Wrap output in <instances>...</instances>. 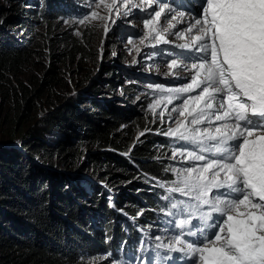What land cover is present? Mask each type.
<instances>
[{"label": "snow or ice", "instance_id": "obj_1", "mask_svg": "<svg viewBox=\"0 0 264 264\" xmlns=\"http://www.w3.org/2000/svg\"><path fill=\"white\" fill-rule=\"evenodd\" d=\"M94 2L118 15L140 7L133 0ZM141 2L152 8L157 0ZM189 4L195 7V15L188 13L194 22L174 34L185 41L177 47L189 50L193 62L189 68L173 59L169 69L183 66L191 73L190 82L175 88L156 85L155 90L167 95L150 108L155 112L161 103L166 107L184 97L171 109L178 113L176 127L163 135L185 142L170 158L180 157L191 166L166 169L175 176L163 197L165 215L173 217L164 230L172 236L167 242L155 237L156 259L145 264H264V0ZM183 6L159 4V10L143 20L141 43L169 44L167 34L186 13L171 16L163 30L162 17ZM90 17L107 19L96 11ZM90 17L84 14L79 24ZM159 115L163 118L165 113ZM173 194L186 199L176 200Z\"/></svg>", "mask_w": 264, "mask_h": 264}, {"label": "rangeland", "instance_id": "obj_2", "mask_svg": "<svg viewBox=\"0 0 264 264\" xmlns=\"http://www.w3.org/2000/svg\"><path fill=\"white\" fill-rule=\"evenodd\" d=\"M138 1L141 0H133V3L139 5ZM120 2L121 0H118V3ZM42 3L45 4V18L38 16V10L42 7ZM157 3L156 5H158ZM165 3L173 5L170 2ZM181 3L184 6L177 10H183L188 1ZM51 7L52 10H50ZM141 8L145 10L141 11ZM156 10L159 8L155 4L152 8L140 5V7L131 8L127 15H118L115 10L109 13L103 6L97 8L94 0H0L1 20H13L20 15V11L28 12L26 14L27 24L23 22H20V25L10 23L5 27V31L16 38L29 39L32 46L30 63L22 67L18 73L11 75L8 84L24 83L30 92L36 91L37 95L43 94V97L37 100H35V96L32 97V106L20 118L15 116V111L12 108H9V102L0 97V146H18L20 139L18 133L40 127L43 118L55 104L75 98L78 107L87 108L88 113L93 110L96 103H100L104 110L96 109L94 112H107L109 115L105 117L108 120L112 119L107 110H116L117 108L128 113L129 116H126L123 123L116 127L112 135L124 148L123 151H119L120 157L128 159L134 146L140 145L141 138L149 133L155 139V144L149 150L153 154L152 156L166 162V169L191 166L180 157L170 158L172 151L185 142L163 135L169 127H176L178 113H171V109L181 104L184 97L174 100L166 107L164 103H161L155 108V112L150 108V105H153L155 101L167 95V93L155 90L156 85L175 88L190 82L191 73L183 66L169 69L171 60L176 59L178 62H183V65H188L189 68L193 62L189 50L177 47L183 41L172 38L171 33L167 34L169 44H158L156 47H152L153 41L146 40L145 43H141V39L144 37L143 20L151 18ZM92 11H96L99 16L107 17V19L92 20L90 17ZM121 11L125 10L121 9ZM84 14H89L90 20L81 25L79 19H82ZM171 16L172 13H168L162 17L161 30L168 27ZM185 17L189 24L190 16L185 15ZM65 20L69 22L65 23ZM182 25L181 23L177 24L176 29L172 31L184 29ZM105 27L109 29L107 33L104 31ZM63 33H68L72 38H76L80 47L85 48L87 52L84 55L80 54L70 58L67 55V44L62 40ZM51 37L53 38L51 39ZM129 40L132 43H129ZM51 54L56 57L51 58ZM106 67L112 68V70L104 71L103 68ZM113 71L117 72L116 77L112 74ZM42 81L45 84H42ZM93 84L99 94L90 91ZM198 91L192 94L195 95ZM161 112L165 113L163 118L159 115ZM169 114L172 119L168 118ZM148 122H150L148 127L153 128L142 131ZM140 123L143 126H140ZM71 132L73 133H70V137L65 139V143H68L60 153L57 152L59 148L55 145L58 143L52 141L45 145L46 151L44 152L54 155L52 158L53 169L50 168L49 174L56 178L69 177L66 180H70L74 186L83 189V191L86 189L89 193L96 194L98 198L104 197L110 206L115 201H120V208L114 209L116 215L127 218L126 220L131 225L128 228L139 235L155 241L156 236H161L165 242L170 240L172 235L164 230L166 222L170 220V217L165 215L166 210L159 208L155 209L154 213L146 212L149 210L147 203L142 196L138 195L137 190L129 187L127 180L121 178L120 169L113 164L110 167L95 165L94 154L99 153L100 148L91 140H79L72 135L75 134L73 129ZM141 133L143 135H140ZM188 147L192 149L194 146L188 145ZM37 151L31 150L26 155H30L35 163L44 167L47 164L46 160L42 158L44 152L37 154ZM166 173L168 179L171 181L175 179L171 171H166ZM160 185L161 183H158L157 186L166 192L167 185L164 188ZM129 194L140 202H129L124 198ZM87 198L91 197L87 196ZM172 198L186 199L178 194H173ZM162 201L166 202L165 199ZM89 202L91 203V200H88L86 204L88 207ZM123 208L134 210V218L125 214ZM145 214L146 216H144ZM147 216H150L151 219L154 217V220L150 219L145 223L139 222V219ZM89 219L93 226H100V220L94 219L92 215L89 216ZM115 255V253L86 255L77 264H136L133 261H120ZM2 262L0 261V264Z\"/></svg>", "mask_w": 264, "mask_h": 264}, {"label": "trees", "instance_id": "obj_3", "mask_svg": "<svg viewBox=\"0 0 264 264\" xmlns=\"http://www.w3.org/2000/svg\"><path fill=\"white\" fill-rule=\"evenodd\" d=\"M44 6L42 3L38 10L41 18H45ZM52 9L51 7L50 10ZM27 13L20 11V15L13 20L0 19V97L9 102V108L15 111L18 118L29 111L33 96L35 100L43 97V94L37 95L36 91L30 92L24 83L8 84L11 75L30 63L32 46L27 38L9 35L5 27L10 23L27 24ZM62 40L67 44V55L70 58L87 52L68 33H63ZM50 56L56 57L54 54ZM103 69L108 72L112 70L108 67ZM112 74L115 77L118 75L115 71ZM42 84L45 82L42 81ZM90 91L99 94L94 84ZM74 99L69 98L55 104L43 118L40 127L18 133V146H0L2 264H77L86 255L99 253H115L120 258L130 253L136 255L133 248L144 236L128 228L131 225L127 218L116 215L114 209L120 208V201H115L110 206L104 197L98 198L96 194L74 186L70 180H66L69 177L56 178L49 174L50 168L53 169L54 155L44 152L45 145L52 141L58 143L55 145L60 153L68 143H65V139L73 133L71 129L75 132L72 135L79 140H91L100 148L99 153L94 154L95 165L110 167L113 164L120 169L121 178L127 180L129 187L137 190L138 195L147 203L149 210L146 212L154 213L159 208L165 210L167 201L162 199L167 193L157 185L161 183L169 186L171 180L167 178L166 162L152 156L149 150L155 144L154 136L147 133L141 138L142 143L134 146L128 159L120 157L119 153L124 148L112 135L116 127L129 116L128 113L117 108L107 110L112 119L108 120L105 117L109 115L107 112H94L96 109L104 110L100 103H96L88 113L87 108L78 107ZM102 116L105 118H100ZM149 124L150 122L142 131L152 129L153 127H148ZM139 125L143 126L141 123ZM31 150H38L37 154L44 152L42 158L47 162L44 167L35 163L33 157L26 155ZM87 196L91 198L88 199ZM124 198L131 203L140 202L130 194ZM88 200H91L89 207L86 205ZM123 211L134 218V210L123 208ZM90 215L100 220V226H93ZM150 219L147 216L139 219V222L145 223ZM153 220L154 217L151 221Z\"/></svg>", "mask_w": 264, "mask_h": 264}, {"label": "bare ground", "instance_id": "obj_4", "mask_svg": "<svg viewBox=\"0 0 264 264\" xmlns=\"http://www.w3.org/2000/svg\"><path fill=\"white\" fill-rule=\"evenodd\" d=\"M137 3H138L139 5H147L146 3H142L141 1H138ZM158 5H159V4H158ZM158 5L155 4V6L159 8ZM178 11H184V12L186 13V15H188V13H191L192 15H195V11H194V12H191V10H190V4H189V2L186 3V5H185V7H184L183 10H176V11L171 12V13H172V16H173V15H177ZM201 14H202V10H201ZM188 16H190V15H188ZM186 20H187V18L184 16V17H183V20H182V22H181V24H183L182 26H183L184 29L187 28V26H188ZM188 20H190L191 22L193 21L191 16H190V18H189ZM184 29H182V30H184ZM182 30H180V31H182ZM174 33H175V32L172 31V32H171V35H172V36H171V35H170V36H171L172 38H174V39H177V36H176ZM182 41H183V43L185 42L184 40H182ZM129 253H130V252H129ZM126 254H128V253H126ZM130 254H131V253H130ZM126 256H127V255H126Z\"/></svg>", "mask_w": 264, "mask_h": 264}]
</instances>
